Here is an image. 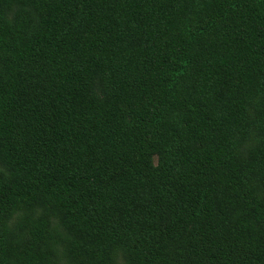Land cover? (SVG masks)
Masks as SVG:
<instances>
[{
    "label": "trees",
    "instance_id": "16d2710c",
    "mask_svg": "<svg viewBox=\"0 0 264 264\" xmlns=\"http://www.w3.org/2000/svg\"><path fill=\"white\" fill-rule=\"evenodd\" d=\"M0 264H264V0H0Z\"/></svg>",
    "mask_w": 264,
    "mask_h": 264
}]
</instances>
